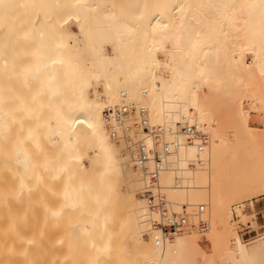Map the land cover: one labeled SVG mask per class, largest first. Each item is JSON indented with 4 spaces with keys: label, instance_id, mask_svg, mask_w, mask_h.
Returning a JSON list of instances; mask_svg holds the SVG:
<instances>
[{
    "label": "bare ground",
    "instance_id": "6f19581e",
    "mask_svg": "<svg viewBox=\"0 0 264 264\" xmlns=\"http://www.w3.org/2000/svg\"><path fill=\"white\" fill-rule=\"evenodd\" d=\"M122 101L207 134L158 178L205 235L147 233L103 118ZM260 197L264 0H0V264H264V233L232 220Z\"/></svg>",
    "mask_w": 264,
    "mask_h": 264
},
{
    "label": "built area",
    "instance_id": "2783aa9c",
    "mask_svg": "<svg viewBox=\"0 0 264 264\" xmlns=\"http://www.w3.org/2000/svg\"><path fill=\"white\" fill-rule=\"evenodd\" d=\"M147 115L146 108L137 107L131 101H122L103 112L110 139L116 144H125L133 151L132 167L143 177L144 183L138 195L147 210V233L156 246L183 231L205 235L208 224L200 218L204 211L203 206L197 208V223H190L184 208L180 211L171 209L158 185V178L160 173L167 170L169 158L181 146H194L198 151H202L208 144V136L202 128L189 124L186 118L181 122L160 127L149 125ZM178 135L184 137L183 142L178 140ZM261 233L262 231H248L244 235L246 238L241 237L244 241H249Z\"/></svg>",
    "mask_w": 264,
    "mask_h": 264
},
{
    "label": "rangeland",
    "instance_id": "374dc122",
    "mask_svg": "<svg viewBox=\"0 0 264 264\" xmlns=\"http://www.w3.org/2000/svg\"><path fill=\"white\" fill-rule=\"evenodd\" d=\"M26 145H31V144L26 143ZM129 168L130 170L133 171V169H131V167H129L128 165L125 166V169H129ZM136 197L138 198V194H136ZM235 211L237 212L236 216L238 215L239 218L234 219L235 216H232V220L233 221L235 220L237 223H240L239 224L240 226H238L237 231L241 239H242L241 236H244L245 233H247L248 231H253L255 233H259L262 231L261 234L264 233V197H260L250 202L241 204L239 206V209H236ZM244 238L246 237L244 236ZM242 241L244 240L242 239ZM244 242L249 243L251 241H244Z\"/></svg>",
    "mask_w": 264,
    "mask_h": 264
}]
</instances>
